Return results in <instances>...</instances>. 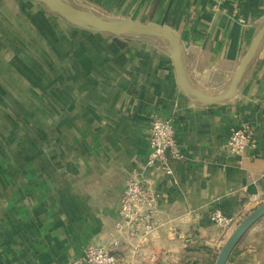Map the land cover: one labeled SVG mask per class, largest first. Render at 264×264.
Masks as SVG:
<instances>
[{
  "label": "crops",
  "instance_id": "0c3cea01",
  "mask_svg": "<svg viewBox=\"0 0 264 264\" xmlns=\"http://www.w3.org/2000/svg\"><path fill=\"white\" fill-rule=\"evenodd\" d=\"M88 1L117 20L169 27L182 76L211 99L264 23V0ZM172 53L162 33L91 30L40 0H0V264H66L110 242L135 168L161 192L160 223L135 262L154 252L157 264H213L229 231L209 211L240 220L257 205L252 194L264 200V34L217 101L178 84ZM153 113L174 124L182 156L169 160L171 173L142 165ZM240 122L259 140L234 155L227 138ZM114 250L128 244L120 238ZM226 264H264V215Z\"/></svg>",
  "mask_w": 264,
  "mask_h": 264
},
{
  "label": "built area",
  "instance_id": "2783aa9c",
  "mask_svg": "<svg viewBox=\"0 0 264 264\" xmlns=\"http://www.w3.org/2000/svg\"><path fill=\"white\" fill-rule=\"evenodd\" d=\"M148 152L143 157V166L159 165L166 173H171L170 159L181 158L177 144L175 128L170 118L153 113L149 119ZM258 136L254 127L240 122L231 127L227 138V148L234 155L257 146ZM161 192L156 190L149 180L140 178L136 168L126 178L118 206V217L114 221L116 236L107 244H87L81 254L66 264H137L138 245L146 242L150 234L158 227V199ZM256 204L263 201L257 194L251 198ZM209 220L229 232L238 222L235 214L219 207L209 211ZM120 238L128 244V251L119 254L114 250ZM137 242V243H135ZM144 264H157V255L151 252Z\"/></svg>",
  "mask_w": 264,
  "mask_h": 264
},
{
  "label": "water",
  "instance_id": "95a60500",
  "mask_svg": "<svg viewBox=\"0 0 264 264\" xmlns=\"http://www.w3.org/2000/svg\"><path fill=\"white\" fill-rule=\"evenodd\" d=\"M45 3L49 8L62 15L70 22L77 24L81 27L105 31L113 34H128L133 32H158L166 35L173 46V64L176 72V79L179 85L188 89L191 94L199 101L212 102L221 100L231 94L235 84L238 80L243 66L249 61L254 50L256 49L261 37L264 34V23L252 39L246 53L244 54L240 64L236 68L227 91L218 98H207L198 92L192 85H190L182 76L180 71V41L174 32L167 26L158 25L154 23H144L134 20H113L106 19L93 12L85 11L75 6L66 3L64 0H40ZM264 215V200L259 204L253 206L232 228L228 236L224 240L220 250L216 254L213 264H226L229 256L236 248L238 242L244 233L262 216Z\"/></svg>",
  "mask_w": 264,
  "mask_h": 264
},
{
  "label": "rangeland",
  "instance_id": "374dc122",
  "mask_svg": "<svg viewBox=\"0 0 264 264\" xmlns=\"http://www.w3.org/2000/svg\"><path fill=\"white\" fill-rule=\"evenodd\" d=\"M67 2H70L68 4L75 6L77 8H80L85 11L93 12L99 16H102L106 19H113L117 20L115 16L111 15L109 6L105 4H94L88 0H66ZM66 2V3H67ZM75 3V4H74Z\"/></svg>",
  "mask_w": 264,
  "mask_h": 264
}]
</instances>
